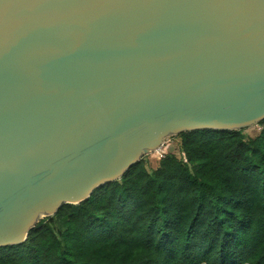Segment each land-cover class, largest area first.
<instances>
[{"label": "water", "instance_id": "obj_1", "mask_svg": "<svg viewBox=\"0 0 264 264\" xmlns=\"http://www.w3.org/2000/svg\"><path fill=\"white\" fill-rule=\"evenodd\" d=\"M264 118V0H0V247L180 132Z\"/></svg>", "mask_w": 264, "mask_h": 264}, {"label": "trees", "instance_id": "obj_2", "mask_svg": "<svg viewBox=\"0 0 264 264\" xmlns=\"http://www.w3.org/2000/svg\"><path fill=\"white\" fill-rule=\"evenodd\" d=\"M166 140L0 247V264H264V118Z\"/></svg>", "mask_w": 264, "mask_h": 264}, {"label": "rangeland", "instance_id": "obj_3", "mask_svg": "<svg viewBox=\"0 0 264 264\" xmlns=\"http://www.w3.org/2000/svg\"><path fill=\"white\" fill-rule=\"evenodd\" d=\"M247 128H248V132H249L251 135H253V134L257 131V127H255V125L248 126ZM167 140H168V142H169V146H170L169 148L174 149L173 146H174V143L177 142V140H176V139L174 140L172 136H170ZM148 154H149V153H148ZM155 157H157V156H156V152H150V156L147 157V160H148L147 168H148V169H150L151 167L154 166V164H155V160H156Z\"/></svg>", "mask_w": 264, "mask_h": 264}, {"label": "built area", "instance_id": "obj_4", "mask_svg": "<svg viewBox=\"0 0 264 264\" xmlns=\"http://www.w3.org/2000/svg\"><path fill=\"white\" fill-rule=\"evenodd\" d=\"M164 144V143H163ZM162 148H163V145L160 147V148H158L157 150H155V151H153V152H156V156L157 157H162L163 156V152H162Z\"/></svg>", "mask_w": 264, "mask_h": 264}]
</instances>
